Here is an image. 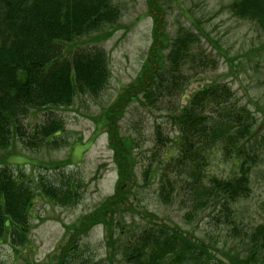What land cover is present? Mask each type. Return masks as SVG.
Returning <instances> with one entry per match:
<instances>
[{"label": "trees", "instance_id": "obj_1", "mask_svg": "<svg viewBox=\"0 0 264 264\" xmlns=\"http://www.w3.org/2000/svg\"><path fill=\"white\" fill-rule=\"evenodd\" d=\"M155 5L154 0H148L149 15L155 12L152 45L139 75L126 91L131 101H140L142 96L151 106L164 88L175 90L179 85V95L184 97L183 69L197 62L195 50L199 44L196 32L177 27L166 46L158 26L161 11ZM229 9L237 18L264 26V0H234ZM120 17L121 11L112 0H0V149L7 148L14 139L29 148L41 143L59 144L64 123L49 111L69 107L78 95H98L110 76L103 50H78L66 58L63 46L104 26L116 25ZM123 99L126 97L121 95L120 105L101 116L117 167L114 194L78 221L69 233L68 243L45 264H101L85 255L82 243L97 225L105 230L110 263L118 255L120 264H225L209 252L204 242L177 225L156 224L154 215L145 214L151 226L133 241H117L132 235L123 230L116 215L127 210L124 204L137 184L133 147L128 138L118 136L113 125V118L122 115ZM186 99L171 115L177 130L171 142L178 143V154L162 162L172 176L159 174V200L169 204L177 191L182 192L187 201L181 200L190 205L187 220L202 210L216 209L219 221L229 226L232 236L240 238L239 254L229 258V263L264 264V224H247L246 228L241 224L238 228L231 220L233 204L250 195V174L259 163L264 135L258 141L254 116L246 107L232 103L233 94L227 85H203ZM38 111L48 112V117L27 132L21 119ZM156 139L159 144L167 141L162 135ZM36 140L39 143L35 146ZM215 149L234 164L235 171L226 179L205 175L207 159ZM151 173L157 174L148 166L143 172L145 181ZM25 177L8 167L0 168V239H7L13 247L27 242L36 196L59 206L75 205L79 199L69 183L54 185L40 179L35 189ZM116 222L120 227L117 234Z\"/></svg>", "mask_w": 264, "mask_h": 264}, {"label": "rangeland", "instance_id": "obj_2", "mask_svg": "<svg viewBox=\"0 0 264 264\" xmlns=\"http://www.w3.org/2000/svg\"><path fill=\"white\" fill-rule=\"evenodd\" d=\"M233 1L154 0L161 11L158 26L166 38V46L177 27L190 29L199 36L195 50L197 62L183 69L186 76L184 97L179 95V85L175 90L164 88L152 103L154 106L142 96L140 101H131L126 93L139 75L153 42L152 16L155 12L149 15L148 0H112L121 11L116 25L104 26L64 44L66 58L78 50H103L110 73L107 85L98 95H78L69 107L49 111L64 123L58 145L41 143L36 146L39 141L36 140V147L29 148L14 139L7 148L0 149V168L8 167L14 173H22L35 189L40 179L54 185L69 183L79 199L75 205L59 206L41 195L36 196L26 244L13 247L7 239L1 238L0 264L47 263L58 248L68 243L69 233L78 221L114 194L117 167L101 116L114 105H120L121 95L126 97L122 101L123 112L113 118V125L118 136L128 138L130 148L133 147L137 184L124 204L127 210L116 215L123 230L132 235L124 240L117 238V241H133L150 227L145 215L148 214L157 217L156 224L177 225L204 242L209 252L225 264H230L229 258L239 254L240 238L232 236L229 226L219 221L216 209L202 210L192 220H187L185 214L190 211V205L185 203L187 200L182 192L177 191L169 204L161 203L158 197L159 174L164 172L172 176L162 162L178 154V143L171 142L177 136L171 115L185 104L186 97L203 85H227L233 94L232 103L246 107L254 116L258 141L264 135V26L235 17L229 9ZM49 113H31L23 117L21 123L29 132L46 120ZM156 126H159L158 132ZM161 135L167 140L163 141L164 145L157 143L156 138ZM261 146L259 163L250 174V195L233 204L235 213L231 220L238 228L241 224L243 228L247 224H264V143ZM148 166L158 175L151 173L145 181L143 172ZM234 171L232 161L224 159L220 150H213L207 159L205 175L226 179ZM154 227L156 225L151 228ZM119 228L116 222L115 234L119 233ZM82 243L86 247L85 255L95 261L120 264L118 255L111 263L107 260L110 249L101 225L94 226Z\"/></svg>", "mask_w": 264, "mask_h": 264}]
</instances>
